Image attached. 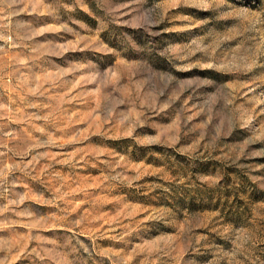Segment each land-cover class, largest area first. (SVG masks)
<instances>
[{
	"label": "rangeland",
	"instance_id": "1",
	"mask_svg": "<svg viewBox=\"0 0 264 264\" xmlns=\"http://www.w3.org/2000/svg\"><path fill=\"white\" fill-rule=\"evenodd\" d=\"M0 264H264V0H0Z\"/></svg>",
	"mask_w": 264,
	"mask_h": 264
}]
</instances>
